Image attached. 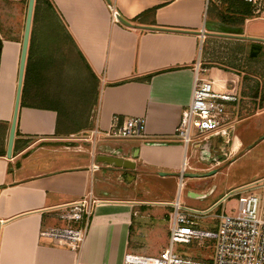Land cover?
Listing matches in <instances>:
<instances>
[{
	"label": "crops",
	"instance_id": "crops-1",
	"mask_svg": "<svg viewBox=\"0 0 264 264\" xmlns=\"http://www.w3.org/2000/svg\"><path fill=\"white\" fill-rule=\"evenodd\" d=\"M109 1L118 21L106 0H48L54 13L38 17L33 29L20 94L25 105L19 101L10 158L5 152L26 6L21 23L18 5L13 35L0 33V264H128L127 253L156 256L166 247L177 198L190 209L220 208L230 191L264 178L244 177V156L264 144V135L252 140L235 133L230 145L207 136L184 147L174 133L191 100L197 61L204 64L199 77L215 92L236 96L227 111L233 132L238 125L244 130L239 101L264 102V43L209 33L264 39V30L248 33L242 23L223 21L225 0L213 1L209 25L210 0ZM47 18L55 20L52 28L42 27ZM69 50L74 62L66 59ZM244 75L251 77L246 90ZM258 108L252 116L264 113V103ZM114 116L143 117V137L93 140L92 131L107 129ZM216 146L219 152H213ZM102 155L127 159L133 167L100 162ZM225 162L228 180L213 184ZM182 187L190 198H208L188 204ZM88 192L99 203L77 250L41 234L65 226L55 206ZM204 224L215 228L217 219Z\"/></svg>",
	"mask_w": 264,
	"mask_h": 264
},
{
	"label": "built area",
	"instance_id": "built-area-1",
	"mask_svg": "<svg viewBox=\"0 0 264 264\" xmlns=\"http://www.w3.org/2000/svg\"><path fill=\"white\" fill-rule=\"evenodd\" d=\"M242 1L250 5L253 15L264 17V0ZM204 2L208 3L209 0ZM108 9L112 21H118V13L110 1ZM194 71L191 100L181 111L174 132L176 138L184 147L207 136H219L224 144H233L232 117L227 106L228 103L236 102V96L233 93L215 92L210 81L200 78L199 73L204 69L200 67L199 61ZM144 123L141 116H127L122 120L114 116L107 129H94L91 138H141L144 135ZM92 168L97 170L98 165L94 164ZM250 186L245 190L244 185L240 186L223 198L225 200L231 195L237 197L235 214H211L218 203L208 210L190 209L184 207L177 198L171 204L167 247L156 256L127 253L124 261L128 264H264V178ZM98 203L99 200L88 192L77 200L55 206L52 211L65 222V226L44 229L41 234L77 250L88 233L93 209ZM208 218L217 219L215 228L197 227L200 220ZM204 240L213 243V253L209 258L185 257L173 251V244L190 245Z\"/></svg>",
	"mask_w": 264,
	"mask_h": 264
},
{
	"label": "rangeland",
	"instance_id": "rangeland-1",
	"mask_svg": "<svg viewBox=\"0 0 264 264\" xmlns=\"http://www.w3.org/2000/svg\"><path fill=\"white\" fill-rule=\"evenodd\" d=\"M26 1L27 0H0V33L6 36L13 35L14 33L13 31L15 30L16 25H18V22L15 19L16 18L15 12L18 8V5L20 4L21 11L20 10L19 11L21 12V16H22V19H21V23H22L24 12H25ZM213 1L214 0H210V7L208 8V10L205 11V14L207 13L206 21L208 25L210 24L211 15L213 12L212 10ZM220 9H221V15L219 14L220 17L222 18L223 21H227L229 18V15H228L229 13L226 12L225 5L221 7ZM44 17L45 15L43 16V18ZM242 24L246 32L258 34L264 30V17H260L257 14H254V15L251 14V16L248 17L247 21L242 22ZM42 27L52 28L53 27L52 18L51 19L47 18V20L44 22ZM220 41H222L223 42L222 44L224 45L225 41L223 40H220ZM65 54L67 55L66 57L67 61L74 62L75 60H77V57L75 55V52H73V50H69L68 52H65ZM203 67H204V64H202L201 68ZM248 75H244V87L246 86L248 81H250L251 77H249ZM245 76H247V78ZM245 90H246V87H245ZM239 104L242 107V109H240L241 112H239L240 113L239 116L240 117L244 116V119L246 120L244 121V130L240 132V126L238 125L237 127L238 129H236V132H233V134L235 135V133L236 134L240 133L239 135L241 136L244 135V138L248 137L252 140L259 139L260 137L264 135V131H262V128L264 127V113H261L258 116H252V114H254L255 111L259 109L258 107L261 105V102L258 99L248 98L244 96V99H241L239 101ZM245 149H246V146L244 150ZM213 152H219L218 147L216 150L214 149ZM222 164L223 165H221L218 168L219 171H217V175H215V178L213 179V184L217 182L221 184L224 182V180L226 182L229 178L227 174L222 172L224 171V168L226 167V162ZM262 174H264V144L260 145V147L254 149L251 153L244 156V177H248L246 179H257V177H259ZM187 178L188 177H182V179L184 180H187ZM261 179L262 178L253 180L249 183L244 184V190L251 187L250 185L254 184L257 181H260ZM209 183L210 182L208 180L207 185H209ZM213 184H211V186ZM185 192H186V187H182L181 199L184 200L186 198L188 204L196 205L194 202L196 201L204 202V200H207L208 198L207 197L201 200H196V199L186 196ZM236 212H237V197L234 195H231L230 197L225 199V202L222 207L216 208L214 210V213H217V214H235ZM206 220H209V218L200 220L197 227L200 229H206L207 226L206 224H204ZM167 245H168V241H167V244L165 243L166 247ZM173 251L185 257L209 258L211 257L213 253V243L210 240H204V242L196 241L195 243L190 244V245L173 244Z\"/></svg>",
	"mask_w": 264,
	"mask_h": 264
},
{
	"label": "water",
	"instance_id": "water-1",
	"mask_svg": "<svg viewBox=\"0 0 264 264\" xmlns=\"http://www.w3.org/2000/svg\"><path fill=\"white\" fill-rule=\"evenodd\" d=\"M106 2L109 3V0H106ZM33 6H34V0H27L25 19H24V25H23V33H22V40H21V50H20V57H19L17 85H16L15 100H14V109H13L12 120H11V124H10V128H9V132H8L7 146H6V152H5L6 158L11 157L12 148H13L16 119H17V111H18V107H19L21 87H22V81H23V73H24V66H25L27 47H28V41H29V35H30V28H31V22H32ZM209 34L214 35V36H223V37H230V38H236V39H247V40L259 41V42L264 43L263 38L243 36V35L234 34V33H219V32L214 33L213 32V33H209ZM98 161L106 162L108 164H111L113 166L120 167L123 169H130L133 167L131 161H129L127 159H122L119 157H114V156L102 155L98 158ZM213 173L214 172H212V171L211 172H205V173L194 172V173H186L183 176L188 177V178H203V177H207L209 175H212ZM161 174L164 175L163 173H161Z\"/></svg>",
	"mask_w": 264,
	"mask_h": 264
},
{
	"label": "trees",
	"instance_id": "trees-1",
	"mask_svg": "<svg viewBox=\"0 0 264 264\" xmlns=\"http://www.w3.org/2000/svg\"><path fill=\"white\" fill-rule=\"evenodd\" d=\"M225 10L229 14V21H235L238 23H242L245 18L251 16V7L248 3L242 0H225ZM27 5V1H26ZM25 5V6H26ZM54 13L52 6L49 4L48 0H34L33 13H32V22L30 28V37H29V47L27 57L30 58L31 53V44L33 39V29L38 17H42L45 14ZM53 20V19H52ZM55 20H53L54 22ZM58 22V21H57ZM59 24V23H58ZM59 26L63 29V26L59 24ZM1 47V40H0ZM263 100V99H262ZM262 104L264 102H261ZM20 105H25L22 96L20 97Z\"/></svg>",
	"mask_w": 264,
	"mask_h": 264
},
{
	"label": "bare ground",
	"instance_id": "bare-ground-1",
	"mask_svg": "<svg viewBox=\"0 0 264 264\" xmlns=\"http://www.w3.org/2000/svg\"><path fill=\"white\" fill-rule=\"evenodd\" d=\"M236 144H238V142H237V140H236V142H235Z\"/></svg>",
	"mask_w": 264,
	"mask_h": 264
}]
</instances>
